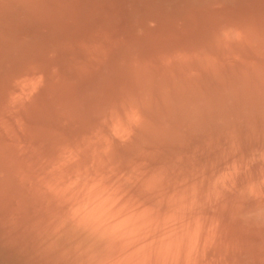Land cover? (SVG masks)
<instances>
[{"label":"rangeland","instance_id":"rangeland-1","mask_svg":"<svg viewBox=\"0 0 264 264\" xmlns=\"http://www.w3.org/2000/svg\"><path fill=\"white\" fill-rule=\"evenodd\" d=\"M261 108L264 0H0V264H149L140 237L66 218L81 171L45 178L47 153L108 163L151 214L177 189L148 184L172 173L257 176Z\"/></svg>","mask_w":264,"mask_h":264},{"label":"bare ground","instance_id":"bare-ground-1","mask_svg":"<svg viewBox=\"0 0 264 264\" xmlns=\"http://www.w3.org/2000/svg\"><path fill=\"white\" fill-rule=\"evenodd\" d=\"M25 64L24 80L32 81V87H43L46 78L42 76V70H38L41 78L34 76L30 62ZM261 110L264 112V108ZM108 119L99 121L100 126L106 127ZM71 149L61 153L50 150L47 159H43L45 166L37 169L42 174L46 171L45 178H52L61 169L81 171L82 184L72 192L73 200L68 206L72 210L66 218L72 219L71 223L83 231L110 233L108 236L115 239L126 236L128 241L140 237L141 246L146 247L142 258L149 264H264V165L256 176L252 169L235 163L216 182L214 179L211 182L210 176L207 180L202 176L194 182V175L188 179L172 173L169 179L149 183L148 187L177 189L173 194L176 199L168 200L149 214L137 203L129 205L127 199L135 196L127 193L133 190V184L125 181L124 175L118 170L106 173L102 165L108 167V163L93 162L85 150L75 155ZM261 155L264 160V151ZM58 195L67 198L63 193ZM83 202L84 207L80 208ZM52 237L54 239L55 235ZM80 237L83 239L84 236ZM82 239L80 243L84 241Z\"/></svg>","mask_w":264,"mask_h":264},{"label":"clouds","instance_id":"clouds-1","mask_svg":"<svg viewBox=\"0 0 264 264\" xmlns=\"http://www.w3.org/2000/svg\"><path fill=\"white\" fill-rule=\"evenodd\" d=\"M192 264H194V262H192Z\"/></svg>","mask_w":264,"mask_h":264}]
</instances>
